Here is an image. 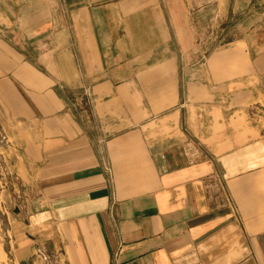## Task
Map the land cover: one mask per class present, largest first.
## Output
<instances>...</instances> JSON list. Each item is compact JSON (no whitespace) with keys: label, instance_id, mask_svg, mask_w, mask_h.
<instances>
[{"label":"crops","instance_id":"1","mask_svg":"<svg viewBox=\"0 0 264 264\" xmlns=\"http://www.w3.org/2000/svg\"><path fill=\"white\" fill-rule=\"evenodd\" d=\"M194 3L0 0L14 264H264V55Z\"/></svg>","mask_w":264,"mask_h":264},{"label":"rangeland","instance_id":"2","mask_svg":"<svg viewBox=\"0 0 264 264\" xmlns=\"http://www.w3.org/2000/svg\"><path fill=\"white\" fill-rule=\"evenodd\" d=\"M209 1L212 3L209 5L207 14L193 15V37L198 48V51L195 52L196 58H200L202 55L208 58L210 57L208 54L211 53L212 55V50L215 47H222L236 41H247L248 43L256 44L258 45V48H256L257 52L264 55V51H260L264 50V0H259V5L253 7H251V0ZM201 3L202 0H195L193 5L196 7L202 5ZM173 25L176 26V23H173ZM178 25H180V22ZM179 42H182L181 37ZM229 50L226 51V53H229L226 59L230 64L229 71H234L237 65L242 64L244 59L242 57H233ZM256 53H254L255 57ZM212 56V60L220 58L218 54H213ZM259 83L264 89V78L260 79ZM246 84L256 85L257 82L252 79L248 80ZM260 101L263 103L262 108L264 110V98ZM7 144V137L0 132V154H2L0 155V264H14V261L5 252L6 236L10 235L8 231L9 220L14 214L9 193L12 183L16 181L10 163L3 159L4 152L1 148L7 146ZM45 255L52 257L50 253L42 254L39 252L35 259L36 264H55L57 262L54 257L51 258V262H48Z\"/></svg>","mask_w":264,"mask_h":264},{"label":"built area","instance_id":"3","mask_svg":"<svg viewBox=\"0 0 264 264\" xmlns=\"http://www.w3.org/2000/svg\"><path fill=\"white\" fill-rule=\"evenodd\" d=\"M45 258H47L48 259V262H51V256H49V255H45ZM55 264H57V262H55Z\"/></svg>","mask_w":264,"mask_h":264},{"label":"water","instance_id":"4","mask_svg":"<svg viewBox=\"0 0 264 264\" xmlns=\"http://www.w3.org/2000/svg\"><path fill=\"white\" fill-rule=\"evenodd\" d=\"M16 211H18V210H16Z\"/></svg>","mask_w":264,"mask_h":264}]
</instances>
